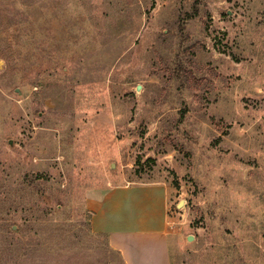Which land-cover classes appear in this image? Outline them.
<instances>
[{
	"label": "rangeland",
	"instance_id": "1",
	"mask_svg": "<svg viewBox=\"0 0 264 264\" xmlns=\"http://www.w3.org/2000/svg\"><path fill=\"white\" fill-rule=\"evenodd\" d=\"M132 182L170 264H264V0H0V264H123L85 200Z\"/></svg>",
	"mask_w": 264,
	"mask_h": 264
},
{
	"label": "crops",
	"instance_id": "2",
	"mask_svg": "<svg viewBox=\"0 0 264 264\" xmlns=\"http://www.w3.org/2000/svg\"><path fill=\"white\" fill-rule=\"evenodd\" d=\"M171 192L163 183L106 184L85 200L94 234L104 236L123 264H170Z\"/></svg>",
	"mask_w": 264,
	"mask_h": 264
},
{
	"label": "water",
	"instance_id": "3",
	"mask_svg": "<svg viewBox=\"0 0 264 264\" xmlns=\"http://www.w3.org/2000/svg\"><path fill=\"white\" fill-rule=\"evenodd\" d=\"M137 90H138V88H137ZM188 241H190V238H188Z\"/></svg>",
	"mask_w": 264,
	"mask_h": 264
}]
</instances>
